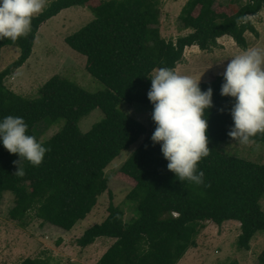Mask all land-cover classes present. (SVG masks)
Returning a JSON list of instances; mask_svg holds the SVG:
<instances>
[{"label":"trees","instance_id":"trees-1","mask_svg":"<svg viewBox=\"0 0 264 264\" xmlns=\"http://www.w3.org/2000/svg\"><path fill=\"white\" fill-rule=\"evenodd\" d=\"M217 1L188 0L179 19L191 32L176 40H167L161 33L160 0H49L48 7L32 18L27 35L15 41L0 39V62L6 46L21 50L11 65L0 69V119L23 117L27 134L50 148L38 167L25 161V174L19 177L13 164L18 154L0 144V202L5 192L15 194L11 219L24 224L33 217L71 231L109 189L106 168L143 139L121 167L127 178L134 179L127 195L136 204L134 216L126 220L111 194L107 218L78 238L82 248L101 237L115 239L95 264H178L190 248L198 246V235L208 221L219 226L239 221L238 245L251 249L252 239L264 230V164L220 151L219 145L231 138L234 103L232 97L220 95L223 76L200 83L202 91L213 89V106L206 111L210 153L198 162L197 170L204 173L199 185L181 182L167 169L160 145L151 141L153 120L148 126L120 108L124 102H139L153 110L147 97L150 77L160 67L176 70L189 46L209 51L219 45V38L229 35L240 48L249 49L246 33L259 35L250 17L262 11L264 0H248L233 13L217 11ZM73 6H88L96 18L66 42L87 57L88 71L104 89L91 92L59 74L35 98L9 89L7 76L30 59L42 25ZM96 109L104 118L84 133L79 122ZM46 119L52 124L65 119L66 124L43 139L37 125ZM251 141L264 142V133ZM259 259L264 264V251ZM20 264L49 263L29 257Z\"/></svg>","mask_w":264,"mask_h":264},{"label":"rangeland","instance_id":"rangeland-1","mask_svg":"<svg viewBox=\"0 0 264 264\" xmlns=\"http://www.w3.org/2000/svg\"><path fill=\"white\" fill-rule=\"evenodd\" d=\"M187 1L160 0V28L167 40H176L179 36L191 32L182 26L179 19ZM247 1L218 0L215 7L219 12L233 13ZM49 3V0H46L44 9ZM95 18V13L88 6H73L44 23L37 34L32 56L23 67L7 76V87L25 97L35 98L38 97L41 87L59 74L79 83L88 91L103 90L104 84L87 69V57L66 42L68 36L78 32ZM250 19L259 35L246 33L249 48L264 49V8ZM218 41L219 45L209 51L201 50L197 45L187 47L176 71L179 74L191 75L194 79L201 77L200 83L222 75L231 57L244 49L229 35L219 38ZM20 53L18 46H6L1 53L0 69L4 70L11 65ZM120 108L144 124L150 125L153 112L150 106L139 102H124ZM103 118L104 113L96 109L80 120V129L86 133ZM56 122L52 124L51 120L46 119L39 123L37 130L39 132L40 129V137L49 138L66 124L65 119ZM142 140L130 149L123 150L106 168L109 189L99 197L91 214L80 220L71 231L33 217L28 218L24 224L11 219L9 211L15 204V194L5 192L0 202V264H20L29 257L43 258L49 264H95L115 239L101 237L93 245L82 248L78 245V238L87 229L107 218L111 194L114 195L115 204L125 211L126 220L134 216L136 204L127 200V195L135 185L134 179L127 178L130 176L122 173L121 167ZM219 146L220 151L224 153L264 164L262 141L241 144L230 138ZM261 202L264 208V197ZM240 226L241 223L234 220L226 221L222 226L212 221L206 222L198 235V246L190 248L178 264H260L259 258L264 251V230L258 232L251 241V249L246 250L238 245Z\"/></svg>","mask_w":264,"mask_h":264},{"label":"clouds","instance_id":"clouds-1","mask_svg":"<svg viewBox=\"0 0 264 264\" xmlns=\"http://www.w3.org/2000/svg\"><path fill=\"white\" fill-rule=\"evenodd\" d=\"M45 4L46 0H0V39L15 41L27 35L32 18ZM222 76L220 95L234 98L228 136L241 144L251 143L257 133H264V49L253 47L234 55ZM200 79L160 67L150 77L147 93L156 125L151 141L160 145L169 171L181 182L197 185L203 183L204 176L197 170L198 162L210 153L206 111L213 106V89L202 91ZM27 130L23 117L8 115L0 119V144L9 153L18 154L13 164L19 177L25 174V161L38 167L50 151Z\"/></svg>","mask_w":264,"mask_h":264},{"label":"built area","instance_id":"built-area-1","mask_svg":"<svg viewBox=\"0 0 264 264\" xmlns=\"http://www.w3.org/2000/svg\"><path fill=\"white\" fill-rule=\"evenodd\" d=\"M175 215H177V214L175 213Z\"/></svg>","mask_w":264,"mask_h":264},{"label":"crops","instance_id":"crops-1","mask_svg":"<svg viewBox=\"0 0 264 264\" xmlns=\"http://www.w3.org/2000/svg\"><path fill=\"white\" fill-rule=\"evenodd\" d=\"M240 223V222H239Z\"/></svg>","mask_w":264,"mask_h":264}]
</instances>
